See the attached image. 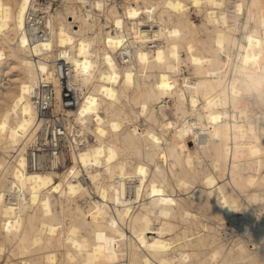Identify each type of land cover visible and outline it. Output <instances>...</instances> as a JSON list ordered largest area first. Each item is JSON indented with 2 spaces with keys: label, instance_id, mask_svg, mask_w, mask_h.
Segmentation results:
<instances>
[{
  "label": "bare ground",
  "instance_id": "1",
  "mask_svg": "<svg viewBox=\"0 0 264 264\" xmlns=\"http://www.w3.org/2000/svg\"><path fill=\"white\" fill-rule=\"evenodd\" d=\"M32 2L0 0V264H264V0H61L95 21L36 42ZM58 59L74 140L33 170Z\"/></svg>",
  "mask_w": 264,
  "mask_h": 264
},
{
  "label": "built area",
  "instance_id": "2",
  "mask_svg": "<svg viewBox=\"0 0 264 264\" xmlns=\"http://www.w3.org/2000/svg\"><path fill=\"white\" fill-rule=\"evenodd\" d=\"M91 3L93 0H89ZM123 0H107L121 7ZM79 3L62 4L61 0H33L26 13L27 33L31 42L45 41L50 37L47 24L54 22V15L60 11L71 17L73 25L83 26L93 23L96 19L91 4L83 6ZM74 16H76L74 18ZM78 28V26H77ZM55 73L61 84L60 98H56L52 85L40 82L35 105L40 116L41 126L35 133L29 147V166L33 170L62 168L65 165L64 156L74 140L72 127L70 128L67 111L78 104L76 93L68 87V72L70 66L61 59L55 61ZM71 95V99L68 96Z\"/></svg>",
  "mask_w": 264,
  "mask_h": 264
},
{
  "label": "rangeland",
  "instance_id": "3",
  "mask_svg": "<svg viewBox=\"0 0 264 264\" xmlns=\"http://www.w3.org/2000/svg\"><path fill=\"white\" fill-rule=\"evenodd\" d=\"M193 10H194V7H192V11ZM191 18H192L194 24L199 25L201 23L200 15H198V14H196L194 12H191ZM251 27L252 28L256 27L254 22H251ZM185 73L187 74V72H185ZM167 101H169V100H167ZM168 103L171 104V102H168ZM155 108L158 109L156 104H155ZM159 113H160L159 117L167 124V126L169 128L168 129H166V128L158 129V131L161 130V132L165 135V137L170 140V138L172 136V132L174 131V129H173L174 126L175 125H179L180 123H182L183 122V118H177V117L173 116L171 108H169L167 106L163 109L162 112H159ZM176 122H178V123H176ZM131 123H136V121L134 120ZM236 226L237 227L234 228V233L245 231L243 225L239 224V225H236Z\"/></svg>",
  "mask_w": 264,
  "mask_h": 264
},
{
  "label": "snow or ice",
  "instance_id": "4",
  "mask_svg": "<svg viewBox=\"0 0 264 264\" xmlns=\"http://www.w3.org/2000/svg\"><path fill=\"white\" fill-rule=\"evenodd\" d=\"M68 99H69V100L71 99V95L68 96Z\"/></svg>",
  "mask_w": 264,
  "mask_h": 264
}]
</instances>
